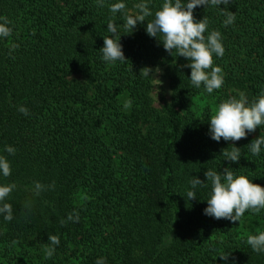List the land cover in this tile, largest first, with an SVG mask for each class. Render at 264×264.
Here are the masks:
<instances>
[{"label":"trees","instance_id":"1","mask_svg":"<svg viewBox=\"0 0 264 264\" xmlns=\"http://www.w3.org/2000/svg\"><path fill=\"white\" fill-rule=\"evenodd\" d=\"M117 2L0 0V16L13 21L12 36L0 38V155L11 164L0 185L16 184L4 201L13 219L0 215V264H264V252L247 244L264 231V209L246 210L235 223L208 216L210 183L186 198L191 179L207 181L208 169L230 167L264 186V145L259 155L249 145L264 126L235 142H217L209 132L223 101L241 92L251 101L264 91V0L194 10L197 20L209 19L205 35L218 30L225 48L222 57L213 54L224 83L210 94L191 84L187 59L146 32L164 0H149L153 15L132 34H123V13L109 10ZM123 2L134 12L141 0ZM222 9L235 13L234 23L224 25ZM109 19L122 33L123 63L102 59ZM164 63L170 97L156 105L151 78L140 70ZM194 97L215 108L197 111ZM233 143L238 162L222 154ZM36 181L48 186L39 196ZM73 212L78 222L67 221ZM49 235L60 239L51 258Z\"/></svg>","mask_w":264,"mask_h":264},{"label":"clouds","instance_id":"2","mask_svg":"<svg viewBox=\"0 0 264 264\" xmlns=\"http://www.w3.org/2000/svg\"><path fill=\"white\" fill-rule=\"evenodd\" d=\"M98 7H104V0H96ZM230 0H187L183 3L182 0H164L162 7L155 11L154 18L147 20V17L153 15L149 7V0H141L134 5L136 11L131 12L126 9V4L121 2L113 3L109 6L113 16L122 12L124 16L123 26L127 29L123 34H132L138 24H143L147 20L146 32L151 37L158 38L162 42L164 49L170 54L174 53L182 56L189 61L184 67L191 68L190 82L200 88L204 85L207 93H212L215 89L221 88L224 83L222 69L219 66H214L213 54L217 57H222L225 52L222 43V34L218 30L211 31L207 36L205 32L209 25V19L205 15L203 19L197 20L194 16V10L197 6L228 5ZM221 14L226 16L224 25L228 26L235 21V13L221 10ZM13 21L7 16H0V38H8L13 34ZM107 31L110 36H104V45L100 49L102 59L105 62H125L123 45L121 43L122 33L118 30L117 24L109 19ZM18 45L12 44L11 50H14ZM161 69L157 66L154 70L151 67L145 66L140 70V74L144 77L152 76L158 83L159 80L154 74L159 73ZM130 106V101L125 104V107ZM18 111L28 115L29 110L26 106L21 105ZM257 126H264V91L261 94L249 101L248 97L241 92L239 98L233 96L223 101L215 114L210 118L209 132L211 138L217 142L223 138L226 141H239L246 138L248 133L255 132ZM231 151L227 148L222 150L223 156L230 162H238L241 158V149L233 143ZM250 151L253 155H259L261 146L264 145V135L254 139L250 144ZM7 153L14 155L16 149L13 146H6ZM0 172L3 176L11 175L10 161L0 155ZM207 181L201 180L199 177L191 179L190 184L193 190L187 191L186 198L188 200L197 197V186H207L211 184L210 198L207 199V207L204 213L215 219H228L233 223L241 222L246 210H252L259 213L264 209V186L254 183L247 175H234L230 167H225L223 172H217L208 169L205 172ZM48 186L39 181L34 182V193L39 196L40 193L46 190ZM54 187V184L52 185ZM16 188L15 183L0 185V215L4 220L11 221L13 219V206L10 203L4 202L9 194ZM27 206V205H25ZM79 213H69L67 221L78 222ZM61 219L60 223H67ZM257 235H249L247 244L252 250L260 253L264 252V231L257 230ZM49 245L45 248L47 258H51L55 252V246L59 245L60 239L58 235L48 236ZM223 260L229 259V254H221ZM95 264H105V258H98Z\"/></svg>","mask_w":264,"mask_h":264},{"label":"rangeland","instance_id":"3","mask_svg":"<svg viewBox=\"0 0 264 264\" xmlns=\"http://www.w3.org/2000/svg\"><path fill=\"white\" fill-rule=\"evenodd\" d=\"M157 66H159L161 71L159 73H150V75L154 74L159 80L162 81V83L157 85L158 81L152 76H150L151 95L153 97L154 104L160 105L164 100H167L170 97V88L168 85L169 80L167 76V71H168L167 67L169 66V63L152 64V65H149L148 67H151L154 70ZM193 103H194V108L197 111H200L202 108H204L208 104H211L213 108H215V103H213L210 99H206V98L194 97Z\"/></svg>","mask_w":264,"mask_h":264}]
</instances>
